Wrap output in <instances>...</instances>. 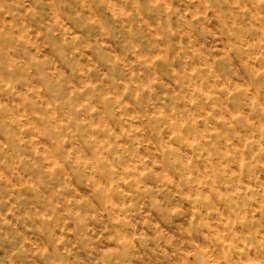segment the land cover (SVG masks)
<instances>
[{"label":"rangeland","instance_id":"rangeland-1","mask_svg":"<svg viewBox=\"0 0 264 264\" xmlns=\"http://www.w3.org/2000/svg\"><path fill=\"white\" fill-rule=\"evenodd\" d=\"M0 264H264V0H0Z\"/></svg>","mask_w":264,"mask_h":264}]
</instances>
